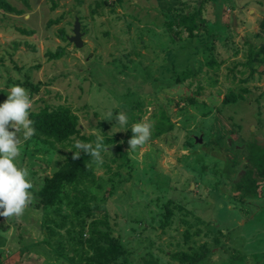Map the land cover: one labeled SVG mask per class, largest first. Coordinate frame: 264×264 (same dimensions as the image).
Wrapping results in <instances>:
<instances>
[{"label": "rangeland", "instance_id": "1", "mask_svg": "<svg viewBox=\"0 0 264 264\" xmlns=\"http://www.w3.org/2000/svg\"><path fill=\"white\" fill-rule=\"evenodd\" d=\"M6 1L23 13L0 10V102L19 84L30 112L67 107L80 132L63 145L21 139L17 163L28 172L32 199L21 216L0 217V264H84L89 250L71 249L83 220V239L90 225L109 226L129 254L125 264H188L171 257L204 247L196 264H264V180L256 179L257 199L234 190L252 167L246 145L264 148V0ZM197 10L202 25L192 38L166 26ZM75 20L79 47L68 40ZM57 48L59 57L47 59ZM229 93L242 99L225 105ZM160 109L174 127L155 137ZM109 110L124 112L129 125L151 122L149 140L130 150V129L115 132V122L104 120ZM97 136L112 141L101 162L91 158L98 186L88 191L87 211L59 228L52 209L37 206L43 179L75 141Z\"/></svg>", "mask_w": 264, "mask_h": 264}, {"label": "trees", "instance_id": "2", "mask_svg": "<svg viewBox=\"0 0 264 264\" xmlns=\"http://www.w3.org/2000/svg\"><path fill=\"white\" fill-rule=\"evenodd\" d=\"M20 1L25 7H28L27 0ZM117 1L119 2L120 0ZM0 10L16 16L22 15L23 13L21 10H16L12 7L6 0H0ZM199 17L200 14L198 10L192 13L179 14L175 16L171 22H168L166 26L169 30L173 28L181 29L187 33L189 38H192L202 25L199 21ZM54 22L55 21H50L49 23L52 24ZM79 24L80 30L82 31L81 23L79 22ZM19 32L25 35L33 34L32 31L28 30H19ZM58 37L63 41L67 40L62 31H60ZM61 52L62 49L57 48L55 52H46L45 56L49 60L57 59ZM260 52L261 50L258 51V53ZM262 61L263 59L260 60V62ZM206 65L209 68H214L215 61L210 59L206 62ZM199 71L201 70L199 69ZM250 71H252V69ZM186 76L188 75L185 74L184 77ZM174 80L178 81L179 79L177 77ZM212 83H214V81ZM37 89L38 86H34L32 91H37ZM188 99L190 103L193 102L191 98ZM241 99L242 97L240 95L229 93L224 96L222 102L225 105L234 104ZM135 107L137 108L138 105L135 104ZM29 118L34 121L33 126L36 129L32 137L38 140L44 138L47 140L48 144L52 141L61 145L67 142L69 143L74 137H77L80 132L77 117L64 106L54 108L44 107L38 111H31L29 112ZM156 123L157 126L153 133L155 137L172 131L174 127V124L162 109L159 111V116L156 117ZM109 142L112 141L103 139L104 146ZM246 150V159L252 167L251 170H244L240 178L234 181V190L240 193L242 199L254 200L258 198V182L256 179L259 178L264 180V148L261 144L251 141L246 145ZM90 162L91 157L83 153V151L80 152V155L76 158H73L70 153L65 158L62 166L54 172L51 177L43 179V185L37 194L39 198L37 206L52 209L51 213L53 216L50 220H54L55 222L53 221V223H57V226H60L59 228H63L69 221H72L71 216H73V214L75 218H77L87 211L88 191L98 186ZM68 185L72 187L70 192L65 190V186ZM56 220H60L59 223ZM84 221L86 220L77 222V226L81 229L80 232L78 231L76 234L72 231L71 233V238H73L71 249L74 252H85L88 250L90 252L87 258L84 259V264H125L129 254L125 251L120 241L112 237L109 226L104 223L99 224L103 226V228L97 225H90L88 228L89 236L83 239L82 232L85 224ZM166 223L167 218H165L164 221V224ZM50 232L51 234H56L54 237L59 236L56 238L57 247L62 249L61 241L59 240L61 235L56 231L54 232V228ZM67 234H70V232L67 231ZM45 243L49 247L53 246L49 241ZM65 248L62 250H65ZM56 252L59 253L58 250ZM206 253H208V250L204 247L201 252L193 256L174 254L171 258L178 260L180 263L196 264ZM58 255L64 257V254ZM71 264H74V262L72 261Z\"/></svg>", "mask_w": 264, "mask_h": 264}, {"label": "clouds", "instance_id": "3", "mask_svg": "<svg viewBox=\"0 0 264 264\" xmlns=\"http://www.w3.org/2000/svg\"><path fill=\"white\" fill-rule=\"evenodd\" d=\"M32 100L27 90L19 84L11 86L6 92V99L0 102V217H19L31 202V181L28 172L19 167L17 158L21 151V139L29 140L36 129L34 121L29 118ZM105 119L114 121L117 131L130 129L132 135L127 143L130 150L144 145L152 134V124L137 121L129 125L128 116L124 112L113 114L106 112ZM11 129V130H9ZM72 147L75 151H72ZM68 151L76 158L80 152L87 154L98 163L102 161L101 152L106 151L103 138L96 137L94 143L75 141Z\"/></svg>", "mask_w": 264, "mask_h": 264}, {"label": "water", "instance_id": "4", "mask_svg": "<svg viewBox=\"0 0 264 264\" xmlns=\"http://www.w3.org/2000/svg\"><path fill=\"white\" fill-rule=\"evenodd\" d=\"M73 36L68 38V40L73 43L76 47H79L81 45L80 42V32H79V23L77 20H75V23L73 25L72 29ZM200 142V139L198 140Z\"/></svg>", "mask_w": 264, "mask_h": 264}]
</instances>
